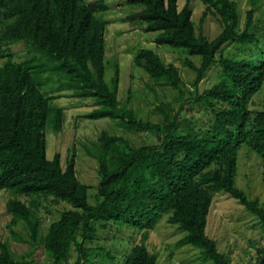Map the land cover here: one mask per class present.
Listing matches in <instances>:
<instances>
[{"label":"trees","instance_id":"trees-1","mask_svg":"<svg viewBox=\"0 0 264 264\" xmlns=\"http://www.w3.org/2000/svg\"><path fill=\"white\" fill-rule=\"evenodd\" d=\"M126 1L143 6L136 15L138 23L144 31L158 33L156 44L200 57L198 65L185 61L194 72V86L213 65H220L218 82L193 96L195 103L212 111L211 125L201 133L194 131L188 121L183 123L180 111L168 112L169 104L156 108L163 116L160 123L145 121L121 104L118 67L111 86L104 79L105 22L96 16L108 9L103 1L0 0V191L13 195L5 203L11 215L7 227L18 239L14 227L22 223L32 243H41L56 264H87L91 249L86 244L96 239L98 227L121 221L140 233L122 264H159L146 240L167 215V222L184 232L178 246L199 249L212 264H229L227 254L205 232L215 193H227L254 214L264 233V205L248 198L235 183L237 152L243 143L260 155L264 183V107L254 109V97L264 85V59L223 54L217 58L226 43L257 41L251 31L252 10L240 30L235 0H202L205 9L197 31L191 19L192 0L181 9L177 0ZM208 15L221 27L213 39L202 33ZM15 43H22L31 55L23 61L14 59L9 45ZM37 54L40 58L34 57ZM134 64L179 96L185 91L179 68L166 64L153 50H139ZM54 77L71 91L65 95L94 99L99 109L89 117H107L125 131L156 140L135 146L102 130L90 144H83L97 162L101 201L96 205L88 202L87 186L77 178L73 158L63 168L58 154L53 159L45 155V127L49 121L53 131L60 132L64 117L63 109L53 104L64 95L42 92ZM20 196L52 198L71 208L61 211L42 236L37 205L26 204ZM73 249L78 256L70 263ZM108 257L113 262L116 255ZM0 264L41 263L30 255H15L9 242L0 240ZM258 264H264V256Z\"/></svg>","mask_w":264,"mask_h":264},{"label":"rangeland","instance_id":"rangeland-1","mask_svg":"<svg viewBox=\"0 0 264 264\" xmlns=\"http://www.w3.org/2000/svg\"><path fill=\"white\" fill-rule=\"evenodd\" d=\"M100 0H85L94 2ZM108 9L96 13L105 22V58L104 79L111 86L110 79L114 76L115 66L118 67L117 98L121 104H127L134 109L139 117L145 121L160 123L162 114L156 109L158 106L169 104V113H181L182 121H188L189 126L199 133L207 129L212 123V111L205 109L202 103H195L193 96L196 91L212 87L220 78V65L211 67L206 76L197 86L193 85L194 72L185 65L191 60L196 65L200 57L190 55L181 49L167 45H158L155 38L157 32L144 31L138 23L137 13L143 9L140 4H130L126 0H101ZM186 0H177V7L181 9ZM238 4L239 29L245 27L247 11L252 10L254 24L252 30L257 35L253 44L226 43L217 54L234 58L264 59V0H235ZM191 19L197 27L200 16L205 9L202 0L191 1ZM221 30L219 23L207 16L202 24V33L208 39H213ZM12 57L23 61L31 54L27 53L22 43L10 44ZM141 49H151L157 53L166 64H174L179 68L184 83V92L178 95L164 82H156L140 67L134 64V57ZM34 57L40 58V55ZM61 86H63L61 84ZM60 87L57 77L42 87V92L52 95H64L53 100V104L63 109L64 117L62 129L55 133L48 121L45 127V155L53 159L59 155L61 166L64 168L70 159H74L75 174L79 181L87 186V198L91 205L101 201L98 194L97 162L88 155L83 144H90L98 133L107 130L110 134L122 136L133 145L139 146L146 142L155 143L154 137L148 138L142 132L125 131L116 125L114 120L107 117L91 118L95 109L92 97L80 98L70 94V90ZM191 92V93H190ZM254 109L264 107V85L254 97ZM236 185L243 189L250 199H258L264 205V183L262 181L261 157L242 144L237 152ZM13 195L0 191V240L8 241L15 255H30L35 262L41 264H56L52 256L41 243H32L29 232L22 223L14 227L19 235L18 239L11 236L7 224L11 215L5 209L6 201ZM26 204L33 202L37 205L40 217V235H44L53 221L60 218V212L71 208L66 202H54L52 198L19 197ZM167 215H163L155 227L149 231L146 240L147 248L156 255L159 264H212L199 249L188 244L178 246V240L184 235L182 230L167 222ZM205 232L215 240L217 249L230 259L229 264H258L264 256V233L254 214L247 211L238 201L225 192L215 193L207 216ZM140 233L136 228L129 227L121 221L110 223L107 227H98L96 239L86 244L89 250L87 264H122L128 248L139 240ZM96 249V250H94ZM94 250V251H93ZM116 255L112 262L108 256ZM78 253L71 251L70 263L77 259ZM66 264V263H64Z\"/></svg>","mask_w":264,"mask_h":264}]
</instances>
